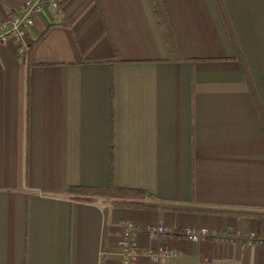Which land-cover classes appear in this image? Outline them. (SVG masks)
I'll return each instance as SVG.
<instances>
[{"label": "crops", "instance_id": "0c3cea01", "mask_svg": "<svg viewBox=\"0 0 264 264\" xmlns=\"http://www.w3.org/2000/svg\"><path fill=\"white\" fill-rule=\"evenodd\" d=\"M221 1L162 0L180 57L149 0H58L0 50V264H122L129 225L223 237L142 231L178 258L137 264H264V0ZM112 183L144 199L70 190Z\"/></svg>", "mask_w": 264, "mask_h": 264}, {"label": "built area", "instance_id": "2783aa9c", "mask_svg": "<svg viewBox=\"0 0 264 264\" xmlns=\"http://www.w3.org/2000/svg\"><path fill=\"white\" fill-rule=\"evenodd\" d=\"M47 8L59 9L58 0H25L24 7L13 10L12 13L0 20V50L14 43L18 47L19 55L24 58L29 51V44L26 42L27 35L35 24L38 16L43 14ZM145 231L151 238L159 239L163 236L183 237L192 242H200L211 237L219 240L221 235H212L207 229L195 230L185 228L176 230L167 226H152L145 230L129 225L125 227L122 237L119 240V247L122 252V264H137L140 258L152 263H162L176 260V251L164 248L140 249L136 245L137 235ZM255 239L252 236L251 240Z\"/></svg>", "mask_w": 264, "mask_h": 264}, {"label": "trees", "instance_id": "16d2710c", "mask_svg": "<svg viewBox=\"0 0 264 264\" xmlns=\"http://www.w3.org/2000/svg\"><path fill=\"white\" fill-rule=\"evenodd\" d=\"M154 15L162 31L164 40L167 47L174 56L180 57V50L175 39L172 27L168 20L165 8L162 0H149ZM219 6L224 12V6L221 0H218ZM71 193L84 195L82 199L87 201H95L96 198H103L105 200H111L116 205H139V201L144 199L145 193L138 190L118 188L112 183L108 188H84V187H73L70 189ZM131 202V203H130ZM264 244V242H263Z\"/></svg>", "mask_w": 264, "mask_h": 264}]
</instances>
